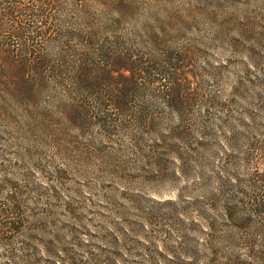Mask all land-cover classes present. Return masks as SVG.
<instances>
[{
	"label": "rangeland",
	"instance_id": "obj_1",
	"mask_svg": "<svg viewBox=\"0 0 264 264\" xmlns=\"http://www.w3.org/2000/svg\"><path fill=\"white\" fill-rule=\"evenodd\" d=\"M80 2L148 54V72L160 56L161 81L126 98L158 116L149 129L102 128L64 95V115L27 139L48 184L31 196L32 226L43 219L63 264H256L264 212L248 219L251 199L264 197V0ZM217 188L240 206L244 244L220 227Z\"/></svg>",
	"mask_w": 264,
	"mask_h": 264
},
{
	"label": "trees",
	"instance_id": "obj_2",
	"mask_svg": "<svg viewBox=\"0 0 264 264\" xmlns=\"http://www.w3.org/2000/svg\"><path fill=\"white\" fill-rule=\"evenodd\" d=\"M83 10L80 0H0V264H37L33 243L49 254L48 264H63L57 239L44 235L43 219L40 226L31 224V196L40 201L48 184L36 177L42 166L26 155L33 150L27 139L56 114L64 115V95L79 96L70 107L80 120L102 128L149 129L158 116L147 107L126 108V98L161 81L160 56L149 59L154 72H148V54L136 53L137 44L129 43V37ZM174 70L167 75L173 78ZM89 85L91 89L82 88ZM215 196L221 203L214 202L223 219L220 227L233 231L226 239L244 244L246 238L235 237L247 229L239 204L219 188ZM263 198L251 199L248 220L264 212ZM34 231L41 232L40 239ZM258 247L256 264H264V238Z\"/></svg>",
	"mask_w": 264,
	"mask_h": 264
}]
</instances>
